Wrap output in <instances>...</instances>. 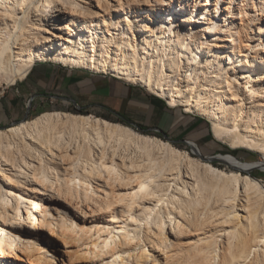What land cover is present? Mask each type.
Listing matches in <instances>:
<instances>
[{"label":"bare ground","instance_id":"6f19581e","mask_svg":"<svg viewBox=\"0 0 264 264\" xmlns=\"http://www.w3.org/2000/svg\"><path fill=\"white\" fill-rule=\"evenodd\" d=\"M211 1L0 0L1 83L45 62L111 75L262 154L62 112L0 130V264H55L59 245L88 264H264V7Z\"/></svg>","mask_w":264,"mask_h":264},{"label":"rangeland","instance_id":"374dc122","mask_svg":"<svg viewBox=\"0 0 264 264\" xmlns=\"http://www.w3.org/2000/svg\"><path fill=\"white\" fill-rule=\"evenodd\" d=\"M207 1V0H204ZM216 0L211 2L215 4ZM229 2V1H227ZM234 6L244 4L243 0H234ZM246 3L256 4L258 7H264V0H247ZM154 47V46H153ZM155 49V48H154ZM53 66L59 70H76L85 73H91L94 76L113 79L120 82L126 88L132 91L137 89L135 94H126L123 101L127 105L119 114L114 113L110 108L97 104L96 101L81 103L75 105L73 102L61 98L62 92L57 89V74L48 76L42 73V85L40 89L35 87L23 86V80H18L15 85L0 82V130H7L19 124L33 120L45 113L62 112L75 115L94 116L107 120L111 123L120 124L127 128L133 129L142 135L156 137L166 142H170L180 150H191V146L187 142H196L203 151V155L207 157L226 156L228 154H236V156L245 163H253L262 158V154L258 151L248 148L232 149L228 144L218 140L213 131L212 123L203 115L198 113H188L183 107L172 108L167 102L141 85L126 83L114 76L102 74L85 69L74 68L55 64L52 62L39 63L35 68H47ZM34 69V68H33ZM33 71V70H32ZM19 90V91H17ZM139 92V93H138ZM46 94L50 97L37 98L29 111V100L37 94ZM62 95V96H61ZM131 104V106L129 104ZM134 103L136 105H134ZM27 116V119H25ZM136 126H134L133 124ZM160 129L161 131H158ZM165 135L168 138H165ZM215 166L224 170H229L225 164L215 161ZM260 179L264 185V172L255 170L251 175ZM43 236H46L43 235ZM48 248V245H45ZM58 252L55 256V264H88L84 251L77 248L68 249L64 245H59ZM54 252L49 249L47 257L51 258ZM162 260V256H158Z\"/></svg>","mask_w":264,"mask_h":264},{"label":"crops","instance_id":"0c3cea01","mask_svg":"<svg viewBox=\"0 0 264 264\" xmlns=\"http://www.w3.org/2000/svg\"><path fill=\"white\" fill-rule=\"evenodd\" d=\"M35 67L32 69L33 71L31 70L30 74L21 82L24 83L23 86H33L36 89H40L42 85V78L40 75H42V73L45 74V76H54L57 74V89L59 92H62V95H64H61V98L67 99L73 103L75 101L77 104L78 102L85 103L87 101H96L97 104L110 108L114 113L119 114L122 118L124 117L120 112H122L123 107L127 105L126 101H123L126 94L130 96L131 93L135 94L136 91H139L137 89L132 91L133 89L131 90V88H126L120 82L113 79L94 76L91 73L89 74L71 69L59 70L53 66L41 69ZM34 96H36V99L50 97L46 94L37 93L31 98ZM129 105L131 106V104ZM134 105L136 104L134 103Z\"/></svg>","mask_w":264,"mask_h":264},{"label":"water","instance_id":"95a60500","mask_svg":"<svg viewBox=\"0 0 264 264\" xmlns=\"http://www.w3.org/2000/svg\"><path fill=\"white\" fill-rule=\"evenodd\" d=\"M35 99H36V96H34L33 98H31V100H30V104H29V111H30V108H31V106L33 105V102L35 101ZM74 104L75 105H77V103L74 101ZM25 119H27V116H26V118ZM133 124V123H132ZM134 126H136L135 124H133ZM158 131H161L160 129H157ZM165 138H168V136L167 135H165Z\"/></svg>","mask_w":264,"mask_h":264},{"label":"built area","instance_id":"2783aa9c","mask_svg":"<svg viewBox=\"0 0 264 264\" xmlns=\"http://www.w3.org/2000/svg\"><path fill=\"white\" fill-rule=\"evenodd\" d=\"M1 99V98H0Z\"/></svg>","mask_w":264,"mask_h":264}]
</instances>
